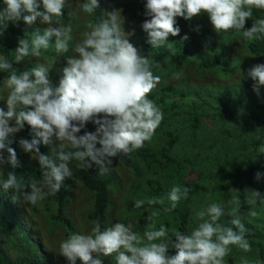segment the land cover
I'll list each match as a JSON object with an SVG mask.
<instances>
[{"label":"clouds","instance_id":"9594fccd","mask_svg":"<svg viewBox=\"0 0 264 264\" xmlns=\"http://www.w3.org/2000/svg\"><path fill=\"white\" fill-rule=\"evenodd\" d=\"M66 3L67 0H3L0 7V35L9 24L18 27L21 21L28 26L37 20L47 25L43 31H33L30 39L25 35L18 39L14 62L0 54V72L8 73L4 78L7 95L3 99L7 110L0 107V171L5 165L14 170L21 166L10 146L13 143L10 137L27 125L33 138H21L18 143L24 152L32 157L34 154L42 173L40 181L33 180L27 188L30 191H25L16 172H7L2 188L5 192L13 191L14 202L22 198L35 205L59 193L65 180L73 177L70 167L73 160L88 168L95 164L101 173L106 172L113 158L144 147L163 119L160 108L148 98L160 83V77L153 74L148 58L130 42L132 33L125 32L117 10L87 24L89 30L71 48L74 55L66 56V66L57 84L49 77L50 66L40 64L20 72L15 70L14 63L30 56L39 58L41 50L52 45V38L57 54L70 51L72 26L60 22ZM79 7L91 15L100 5L98 0H86ZM144 8L148 19L141 27L151 48L164 47L170 35L180 34L178 17L192 20L207 15L217 34L241 32L248 41L264 37V18L245 28L246 21L253 17V9L264 10V0H146ZM182 39L186 41L189 37L185 35ZM247 75L259 95L264 87V63L254 64ZM89 122L96 126L95 131L80 134ZM54 140L61 148L67 142L74 151H57L55 158L41 153L40 145H51ZM260 152L264 153V147ZM262 176L264 173L257 172L255 179L259 181ZM188 191L176 185L166 197L137 200L134 207L140 208L145 202L163 206L167 200L170 206L164 210L171 211L182 198H187ZM258 200L264 202V194L252 190L246 203L254 206ZM236 203L240 201L237 199ZM237 212L238 208L231 209L227 215L232 218L227 224L221 223L225 208L212 203L196 213L199 223L190 233L174 230L171 237L164 225L141 235L132 230L131 224L116 222L109 226L107 217L106 228L102 229L97 221L90 233H73L63 240L59 255L67 264H77L78 260L81 264H103L99 257L113 255L116 264H225L231 246L244 252H250L252 247L246 238L248 230ZM250 214L256 215L255 211ZM156 216L153 211L147 217L149 229H155ZM170 249L175 250L174 255H169ZM242 264L250 262L245 258Z\"/></svg>","mask_w":264,"mask_h":264},{"label":"rangeland","instance_id":"374dc122","mask_svg":"<svg viewBox=\"0 0 264 264\" xmlns=\"http://www.w3.org/2000/svg\"><path fill=\"white\" fill-rule=\"evenodd\" d=\"M84 2L86 0H67L63 16L60 18L61 24H71L73 29V40L69 43L70 51L68 53L57 54L54 46L55 38H52V45L47 50L42 49L39 58L27 57L19 64L14 63L13 67L20 71L24 67L30 69L40 64L50 66L49 77L54 84H57L62 76V70L66 66V56L74 55L71 48L83 38L82 34L89 30L87 24L90 23V15L84 13L79 7ZM98 2L103 19L106 18V13L117 10L125 32L132 33L129 36L130 42L139 49L142 56L148 58L153 74L160 77V83L148 98L153 100L163 113L160 125L146 145L149 151L154 153V158L142 162L134 158L135 151H133L131 152V167L122 166L120 158L115 157L113 163L108 165V170L104 173H101L98 166L94 164L99 177L110 178L113 181V185L109 188L108 225L111 226L116 222L131 224L132 230L141 235L146 230H158L161 225H164L168 229V235L172 236L176 224L181 223L182 218L185 220L182 233H190L199 223L196 213L206 209L212 203L220 204L225 208V215L220 220L224 224H227L232 218L227 213L233 208H238L237 215L248 230L247 239L252 247L250 252H244L231 246L230 254L225 257V264H242V259L245 258L250 264H259L258 248L262 247L264 242V202L258 200L254 206H251L246 203V200L251 197L252 190H258L264 194V176L259 181L255 179L257 172L264 173V153L260 152V149L264 147V134H261L264 132V128L261 127V133L257 131L251 133L249 129L253 123L249 120L251 117L244 114L239 122L236 118L235 124L239 128L232 136L238 138L245 135L240 142L242 147L231 148L228 153L222 151L216 155V151L208 150V146L204 144L213 141L212 147L215 148L218 138H213L206 133L210 129L212 119L206 118L204 114L210 115L213 111L206 108L205 105L208 103L200 99V96L206 87H224V94L228 93L229 97L234 96V98L242 99L241 104L252 101V91L244 92L237 88L245 83L250 85L253 81L250 77L245 78L248 82L243 80L239 83L241 77L254 64L264 63V56H256L252 60L247 50L249 41L242 37V33L231 31L217 34L207 15H201L192 20L178 17L177 25L180 27V34L174 37L170 35L169 42L164 47L151 48L147 43V34L141 27L143 21L148 19L144 15L146 0H98ZM0 7H3L2 1ZM258 16L260 17L257 19L264 18V10ZM254 20H256L255 16L247 20L245 28L251 27ZM198 21L200 30L206 32L209 42L218 47L210 54L212 57L221 59L217 68H211V70L199 68L200 62L197 59L199 52H202L203 48L206 50H210V48L203 47V43L198 37L192 34L189 22ZM46 27L47 25L40 24L37 20L35 24L28 26L23 36L30 39V34L33 31L37 29L43 31ZM16 34L14 25L9 24L8 28L0 35L2 38L9 39L13 51L18 46V39L21 38ZM185 35L189 37L186 41L182 39ZM154 49L169 51L175 60L180 58L182 53H187L188 56L181 61L180 65L173 63L174 59L156 61L150 56V51ZM14 56L10 62H14ZM5 77L0 83V107L6 111V102L3 100L7 95V89L4 88ZM235 84L237 85L235 86ZM169 86L172 90L168 89ZM261 89L264 91V87ZM198 100L200 102L195 104ZM193 104L200 108L194 107ZM256 107L254 108L261 111ZM218 113H221L219 108ZM189 115L203 119L195 136L190 131ZM95 127L92 122H89L87 131H95ZM232 131L234 132V130ZM21 138V131L14 137H10L15 142L18 154L25 160V165L30 166L37 159L34 158V154L32 157L30 153L23 151L18 143ZM257 141L259 143L255 148ZM169 142H173V145L166 153L169 158L166 160L161 149L167 148ZM40 146L47 148L48 154L51 156L55 155L57 151L66 152L71 149L67 142L61 148L59 142L55 140L51 145L41 144ZM246 152L250 155L247 164L245 163L248 159ZM165 164L171 165L166 166ZM70 167H72L73 175L84 170V166L77 161H72ZM3 171L4 168L0 171V185ZM236 176L241 188L239 204L233 198L237 190L230 187ZM149 182L154 187L149 186ZM75 185L65 204L66 215L74 227L72 234L90 233L91 228L94 227L87 220V214L91 210L90 196L81 187L79 188L77 183ZM176 185L181 189L188 188L189 191L187 198H182L175 209L165 211L164 209L170 206L166 200L163 206L147 205L143 210L126 212L124 202L128 203L129 199L131 200L129 203L134 204L137 200L147 201L152 197H166V194ZM249 192V198H242L241 195L246 196ZM16 202L18 210L16 205V207H11L14 211L13 222L16 223L14 226L16 233L14 240L9 242L7 253L15 260L20 258L18 252H22L23 255L29 257H31V253H35L37 258L33 260L39 264H67L66 259L59 255V245L66 239L65 230L60 224L50 221V216L55 213V207L43 211L46 198L31 206L22 198ZM153 211L157 212V216L154 218L155 229H149L147 217ZM251 211H255L256 215H251ZM18 213L19 216L24 217V220H20ZM99 258L105 264H111L115 259L114 255Z\"/></svg>","mask_w":264,"mask_h":264},{"label":"trees","instance_id":"16d2710c","mask_svg":"<svg viewBox=\"0 0 264 264\" xmlns=\"http://www.w3.org/2000/svg\"><path fill=\"white\" fill-rule=\"evenodd\" d=\"M3 2V0H0V2ZM262 10L258 9H253V16L257 19L259 13H261ZM102 18V14L100 9L98 8L93 14L90 15V22H97ZM190 28L192 31V34L198 37L201 43H203V47H208L210 50H206L203 48L202 52L200 51L197 59L199 60V68L203 70H211V68H217L219 60L216 57L210 56L211 51H215L218 49V47L214 46L209 42V39L207 37V34L205 31H201L199 28V21L198 22H189ZM247 24V23H246ZM245 24V25H246ZM16 29V35L17 37H23V34L25 31L28 29V25L24 24L23 21L19 23V26H14ZM247 50L249 54L251 55V59L255 58L256 56H264V37H261L260 39L257 40H251L247 43ZM0 54H3L9 61L12 60V57L14 56V51L12 50V45L9 42V39L7 38H2L0 37ZM213 54V53H212ZM150 56L156 60V61H164L166 59L171 60L174 59L171 55V53L167 50L163 49H154L150 51ZM187 53H182L181 57L178 59L172 60L173 63L176 65H180L181 61L184 60L187 57ZM161 68V67H160ZM29 68L24 67L20 71L28 70ZM16 70V69H15ZM17 72H20L16 70ZM246 71V70H245ZM217 72L219 73V70L217 69ZM8 73L6 72H0V83L3 79L4 76H7ZM245 78H248L247 72H245L239 83H241L243 80L244 82H248L245 80ZM237 83V84H239ZM235 84V86L237 85ZM253 84L254 81H252L249 84H243V86L237 88L241 91H252L253 92V100L248 102L247 104H241L243 102L242 99L240 98H234V96H230L229 94L226 93L224 94V87H211L208 88L206 87V90L202 93L200 96V99L204 100L206 103H208L206 108H208L210 111H213L210 115H205L206 118L212 119L211 120V125L210 129L207 130L206 132L208 135L212 136L213 138H218V143L215 144V148H213V141H210L209 144L203 143L208 146V150H214L216 151V155L220 154L222 151L227 152L231 148H241L240 142L243 140V137L245 136H232V134L236 133L239 127H236V118L237 121L239 122L240 118L245 114L249 117H251L249 120L252 123L250 126V132H259L261 133V127L263 126L264 128V91L260 89V94L257 95V93L253 90ZM169 90H172L171 87H168ZM221 100V101H220ZM200 100L196 101V103H199ZM193 104L194 107L200 108L199 106ZM260 104V105H259ZM257 106L256 108L260 109L261 111L255 109L254 107ZM193 108V107H192ZM218 108L221 113H218ZM255 109V111H254ZM220 115V116H218ZM189 120H190V131L192 132V135H196V131L200 129L201 123L203 121L202 118H198L195 115H189ZM89 123H87L85 129L81 131L80 134H83L84 131L88 130ZM234 130V132L232 131ZM233 132V133H231ZM22 138L26 139H32V133L31 129L29 126L25 125V128L21 130ZM261 134H264L262 132ZM260 134V136H261ZM261 142V140H260ZM147 141L144 144V147L135 150L134 153V158L138 159L142 162H147L154 158V153H151L149 151V148L146 147ZM257 143L256 142L255 148H257ZM173 142H169L167 145V148L161 149V152L164 156V158L167 160L169 159L166 155L167 152L170 151L172 148ZM17 153L18 160L21 164L20 167L17 169H11L10 166L5 165L4 166V171L2 173V182L6 180L7 178V172L8 171H15L17 174V178L21 179L23 181V184L25 186V191H30V189H27L30 183L35 180L38 181L41 179L42 173L41 169L39 167V162L34 161L30 166L25 165V160L22 159V157L18 154V149L15 145V142H13L11 145ZM40 151L43 154H48V150L45 147L40 146ZM68 151H74V149H69ZM213 151V152H214ZM247 153V152H246ZM248 154V159L245 162L246 164L248 163V160L250 158L249 153ZM5 156H7V153H4ZM55 158V155L52 156ZM120 158V161L122 163V166L124 167H131V162H132V153L128 155H121L118 156ZM75 161V160H73ZM81 163V162H80ZM166 166L171 165V164H165ZM260 165V164H259ZM84 166L83 172L80 171L79 173H76L73 175L72 178L66 179L65 180V186L61 188L59 193L56 195H49L46 197V203L43 211H48L50 210L51 207H55V213L50 216V221L53 223L60 224V226L63 227L65 230V238L67 239L73 232L74 227L66 215V209H65V204L68 202L70 198V192L71 190L76 186L75 184L81 187L82 190L87 193L90 197V202L89 204L91 205V210L87 214V220L95 226V222H99L101 224V228H106L107 227V214H108V208L109 207V188L111 185H113V181L110 178H101L98 175V171L96 170L95 166L93 165L91 168H88L86 165ZM79 175V176H78ZM77 177V178H76ZM237 176L234 178V183L230 185L231 188L236 189V194L233 197L235 200L240 198V192L241 188L239 186ZM149 186L154 185L149 182ZM229 187V188H230ZM13 191L8 190L5 192L2 188V183L0 185V264H39L37 261L35 262L33 259L37 258V255L35 253H31V257L23 255L22 252H18L19 254V259L15 260L14 257L10 256L7 253V248L9 246V242L14 240V234L16 233L14 226L16 223H14V211H12L11 207L15 206L18 204L16 201H12V196H13ZM249 194L244 196L241 195L242 198H249ZM129 201L130 199L125 203V210L126 212H132L133 210H142L145 209L146 206L148 205L145 203L142 205L140 208L134 207V204H130ZM16 203V204H15ZM28 205H32L30 203H27ZM17 206V205H16ZM15 206V207H16ZM153 206V205H150ZM18 210V206L16 208ZM15 209V210H16ZM17 216V213H16ZM19 216V213H18ZM20 220H24V217L22 215L19 216ZM184 218H182L181 223H177L175 230H178L180 232H183V226H184ZM171 236V234H170ZM248 238V237H246ZM174 239V238H173ZM39 251V250H38ZM175 250L170 249L169 250V255H174ZM258 259L260 262H264V242L263 246L258 248ZM77 264H81V262L78 260ZM105 264V263H103ZM111 264H116L115 259L112 261Z\"/></svg>","mask_w":264,"mask_h":264}]
</instances>
